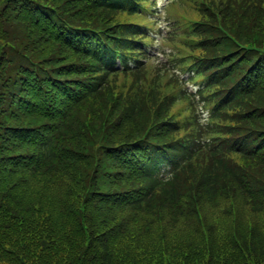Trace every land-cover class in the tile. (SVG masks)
Segmentation results:
<instances>
[{"label": "trees", "instance_id": "trees-1", "mask_svg": "<svg viewBox=\"0 0 264 264\" xmlns=\"http://www.w3.org/2000/svg\"><path fill=\"white\" fill-rule=\"evenodd\" d=\"M112 2L0 13V264H264V0L172 4L196 103L166 66L128 65L162 33L151 1Z\"/></svg>", "mask_w": 264, "mask_h": 264}, {"label": "rangeland", "instance_id": "rangeland-1", "mask_svg": "<svg viewBox=\"0 0 264 264\" xmlns=\"http://www.w3.org/2000/svg\"><path fill=\"white\" fill-rule=\"evenodd\" d=\"M168 1H169V0H160V2H159V4H158V7H159L158 9H159V10H162V9L166 6V4L168 3ZM77 15H78V17H79V18H78L79 20L87 19V18H86L87 14H84L83 12H79V11H78V12L76 13V15L74 14V16H77ZM54 198H56V197H54ZM206 211L208 212V208L206 209ZM246 213H247L249 219H251L252 221H255L256 216H255L254 214H250V212H248V211H247ZM165 215H166V214H165ZM262 219H264V213L262 214ZM183 224H184L183 219H180V223H178L176 227H177V228H180V231H182V230H184V225H183ZM177 228H176V229H177ZM180 234H181V232L178 233V236H180ZM178 236H177V237H178ZM258 259H260L261 261H264V255H262V256H261L260 258H258ZM256 261H257V260H256ZM248 262H249V263H248ZM244 264H255V263H254L253 261L250 262V260H246Z\"/></svg>", "mask_w": 264, "mask_h": 264}]
</instances>
